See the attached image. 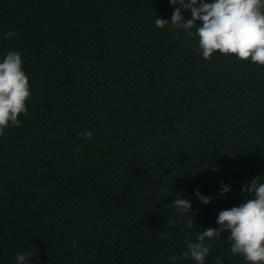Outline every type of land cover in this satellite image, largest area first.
Instances as JSON below:
<instances>
[{
	"label": "trees",
	"instance_id": "16d2710c",
	"mask_svg": "<svg viewBox=\"0 0 264 264\" xmlns=\"http://www.w3.org/2000/svg\"><path fill=\"white\" fill-rule=\"evenodd\" d=\"M176 7L0 0V62L20 52L31 92L0 136V264H196L180 256L186 238L255 198L242 189L264 183V65L206 60L198 38L157 28ZM181 197L190 214L170 206ZM229 236L205 241L204 264H247Z\"/></svg>",
	"mask_w": 264,
	"mask_h": 264
},
{
	"label": "clouds",
	"instance_id": "9594fccd",
	"mask_svg": "<svg viewBox=\"0 0 264 264\" xmlns=\"http://www.w3.org/2000/svg\"><path fill=\"white\" fill-rule=\"evenodd\" d=\"M199 2V6H196ZM176 7L171 22L156 18L155 26L163 29L171 23L174 28L182 29L189 37L198 38L199 47L195 49L202 53L204 59L211 58L214 52L226 56L235 55L242 61L251 60L258 65H264V0H214L213 3H204L203 0H170ZM182 10L191 11L192 18L185 19ZM201 21V24H197ZM195 27V32L192 29ZM18 33L9 31L6 37ZM31 96L29 77L22 70V54L9 51L0 62V136L6 134L10 126H20L22 123L18 116L23 113L26 117L28 109L25 102ZM81 139H92V132L85 131ZM77 146L75 152H79ZM230 188L222 185L221 194H227ZM254 193V199H246L239 207L223 210L219 213L217 224L219 228H207L199 232L196 242L191 237L186 238V250L180 256L190 258L196 264H204L211 251V243L222 232H230L228 240L231 241V254H240L247 264H264V183L253 179L246 185L242 192ZM195 195L204 203L210 202V197L202 196L198 191ZM181 215L192 211L191 203L184 198H177L172 205ZM192 216L189 215L187 225L193 226ZM174 227V224H170ZM168 233L162 232L161 238H166ZM75 246V240L73 241ZM17 253L16 264H25L28 256ZM180 256L169 257L177 261ZM217 264H222L217 261Z\"/></svg>",
	"mask_w": 264,
	"mask_h": 264
}]
</instances>
